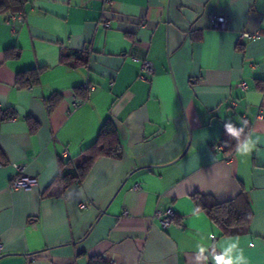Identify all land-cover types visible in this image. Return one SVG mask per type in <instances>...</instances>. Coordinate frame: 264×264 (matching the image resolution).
<instances>
[{
    "label": "crops",
    "instance_id": "obj_1",
    "mask_svg": "<svg viewBox=\"0 0 264 264\" xmlns=\"http://www.w3.org/2000/svg\"><path fill=\"white\" fill-rule=\"evenodd\" d=\"M9 12H0V112L14 111L0 121V264H87L95 255L214 264L209 254L234 243L241 264H264V0H27L13 12L23 14L14 30ZM210 14L223 15L224 27L209 28ZM69 50L87 51V63L61 60ZM143 59L152 64L146 78ZM34 68L38 83L18 86L17 73ZM106 119L121 158L98 157L62 190L60 159L82 163ZM226 123L260 138L249 154H225ZM18 174L36 183L12 188ZM48 188L62 193L43 195ZM241 189L254 215L229 236L191 197L225 201ZM169 208L163 228L156 213ZM198 244L206 262L195 259Z\"/></svg>",
    "mask_w": 264,
    "mask_h": 264
},
{
    "label": "trees",
    "instance_id": "obj_2",
    "mask_svg": "<svg viewBox=\"0 0 264 264\" xmlns=\"http://www.w3.org/2000/svg\"><path fill=\"white\" fill-rule=\"evenodd\" d=\"M27 0H0V12L10 10L16 12L23 10ZM87 51L69 50L61 53V60H66L70 57L80 60L84 64L87 63ZM18 51L12 52L6 50L5 56H17ZM42 68H34L17 73L16 84L21 87H28L38 83L39 74ZM76 96L81 99L87 98L88 90L86 88H75ZM58 94H53L47 99V103L54 106L59 100ZM14 111L12 109L0 112V121L12 117ZM28 123L32 129L37 127V123L34 120L28 119ZM227 124V123H226ZM233 125V124H232ZM237 129H243L240 141H243L248 132V127L241 128L233 125ZM238 141L237 138L232 137L227 133L225 125L220 138V144L224 146V152L226 155L231 156L236 149ZM86 154V159L80 164H73L69 159L61 160L59 163L58 173L54 179V182H60L62 190L71 185L74 182L81 183L86 177L88 171L91 169L94 161L100 156H108L114 158H121V146L117 136L116 127L111 119H106L94 141L83 149ZM6 159L0 148V164H5ZM60 189L45 190L43 195L46 196H59L61 194ZM192 200L195 204V208L198 211H203L208 218L214 223L221 231L222 235L229 236L240 232H245L248 225L251 223L254 212L252 210L248 194L246 190L241 189L233 198L218 201L213 196L202 193H195L192 196ZM87 264H112L106 261L102 256L95 255L88 258Z\"/></svg>",
    "mask_w": 264,
    "mask_h": 264
},
{
    "label": "built area",
    "instance_id": "obj_3",
    "mask_svg": "<svg viewBox=\"0 0 264 264\" xmlns=\"http://www.w3.org/2000/svg\"><path fill=\"white\" fill-rule=\"evenodd\" d=\"M22 17H23L22 12H18V13L9 12L6 22L7 24L10 25L11 29L14 30L15 29L14 20L16 19L20 20L22 19ZM224 23H225V18L223 15H216V14L208 15V27L209 28H223ZM246 36L251 38V37H256L258 35L255 33L253 35L246 34ZM133 59H136V58L133 57ZM140 69L143 71V73L141 74V78H146V75L150 73L152 70V64L149 61L143 59L141 60ZM240 85L242 88L245 87V83L243 82L240 83ZM15 169L20 172L21 167L19 165H15ZM35 183H36V179L34 177H29V176L18 174L12 177L10 181V186L12 188H25V187H30L34 185ZM137 186L138 185H135V187ZM80 206L84 207L85 204L82 203ZM156 214L162 215L161 225L163 228L169 225V223L171 222V219L174 216V213L171 208L167 209L164 214H161L160 211H158Z\"/></svg>",
    "mask_w": 264,
    "mask_h": 264
},
{
    "label": "clouds",
    "instance_id": "obj_4",
    "mask_svg": "<svg viewBox=\"0 0 264 264\" xmlns=\"http://www.w3.org/2000/svg\"><path fill=\"white\" fill-rule=\"evenodd\" d=\"M225 128L228 134H230L234 138H237L238 143L236 145L235 151L240 156H246L247 154H249L255 147L256 141L260 139L257 136L255 140L249 137L244 141H240L239 137L241 136L243 129H237L231 123L225 124ZM236 246L237 245L234 243L231 244L229 247L225 248L221 254H216V252L213 251L209 255L211 256V259L213 260L214 264H241L244 257L242 255H239L234 258L232 255L233 250L236 248ZM197 247L199 249V254L195 257L196 261L206 262L209 259V256L205 255L207 248L202 244H198Z\"/></svg>",
    "mask_w": 264,
    "mask_h": 264
}]
</instances>
